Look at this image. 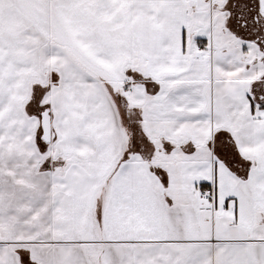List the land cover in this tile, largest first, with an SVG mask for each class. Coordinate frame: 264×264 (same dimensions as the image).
<instances>
[{
  "label": "snow or ice",
  "instance_id": "1",
  "mask_svg": "<svg viewBox=\"0 0 264 264\" xmlns=\"http://www.w3.org/2000/svg\"><path fill=\"white\" fill-rule=\"evenodd\" d=\"M0 264H264V0H0Z\"/></svg>",
  "mask_w": 264,
  "mask_h": 264
}]
</instances>
